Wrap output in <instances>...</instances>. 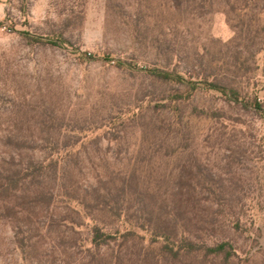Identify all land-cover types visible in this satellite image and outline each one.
I'll return each instance as SVG.
<instances>
[{"label": "rangeland", "instance_id": "374dc122", "mask_svg": "<svg viewBox=\"0 0 264 264\" xmlns=\"http://www.w3.org/2000/svg\"><path fill=\"white\" fill-rule=\"evenodd\" d=\"M229 10L225 0H0V136H90L79 183L132 176L157 204L171 201L183 164L211 170L245 204L242 254L264 264V46ZM156 69L233 83L248 106L208 88L181 99L187 86ZM9 237L0 230V262L13 264Z\"/></svg>", "mask_w": 264, "mask_h": 264}, {"label": "trees", "instance_id": "16d2710c", "mask_svg": "<svg viewBox=\"0 0 264 264\" xmlns=\"http://www.w3.org/2000/svg\"><path fill=\"white\" fill-rule=\"evenodd\" d=\"M225 1L227 15L264 46V0ZM247 63L238 53L232 60L238 70ZM153 75L187 86L181 99L208 88L248 106L233 83L196 82L161 69ZM253 106L261 109L257 97ZM89 137L0 136L10 149L0 153V230L10 233L13 264H253L239 248L244 235L250 238L242 230L245 204L220 175L183 164L171 201L159 204L137 194L132 176L84 186L76 173Z\"/></svg>", "mask_w": 264, "mask_h": 264}]
</instances>
